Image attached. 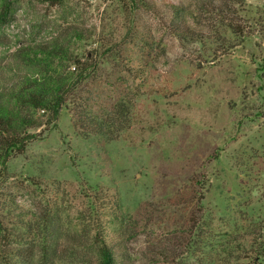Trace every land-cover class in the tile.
<instances>
[{"label": "rangeland", "instance_id": "1", "mask_svg": "<svg viewBox=\"0 0 264 264\" xmlns=\"http://www.w3.org/2000/svg\"><path fill=\"white\" fill-rule=\"evenodd\" d=\"M121 1L69 0L61 8L20 1L14 21L0 28V66L9 68L21 46L76 25L92 34L75 45L79 55L100 63L83 93L98 108L110 110L161 75L172 90L137 97L143 129L135 143L82 133L63 112L58 128L10 161L0 199H17L30 213L40 199L66 200L74 220L101 191L107 237L123 264H166L157 253L170 244L186 246L175 258L215 264L214 250L233 235L245 246L234 264H253L249 247H264L257 240L264 238V0H138L131 12ZM172 6L206 34L202 43L173 31ZM195 222L214 237H188Z\"/></svg>", "mask_w": 264, "mask_h": 264}, {"label": "trees", "instance_id": "2", "mask_svg": "<svg viewBox=\"0 0 264 264\" xmlns=\"http://www.w3.org/2000/svg\"><path fill=\"white\" fill-rule=\"evenodd\" d=\"M20 1L0 0V28L14 21L15 5ZM35 1L61 8L69 0ZM126 1L131 2L130 12L135 11L138 0ZM172 13L175 14L173 31L178 36L195 38L196 42L199 40L202 43L206 34L197 33L187 25L183 20L185 9L175 6ZM226 27L232 30L231 25ZM90 35L86 29L68 25L49 39L21 46L10 61L9 68L0 66V194H6L4 190L10 179V161L23 155L49 126L58 128L63 112L73 113L82 133L102 134L110 140L135 143L137 136L142 135L135 130L143 129L136 112L139 109L137 97L150 94L166 98L167 93L162 91L172 90V85L163 88L172 83L161 75L153 82L132 89L131 95L123 97L110 110L98 108L92 97L83 93L87 90L86 82L94 78L100 63L94 57L80 56L75 48ZM107 52L111 53L112 48ZM5 73L8 75L5 76ZM155 124H151L148 132L155 130ZM35 186L39 192L46 191L41 184L36 183ZM93 197L89 213L81 212L74 220L65 216L63 208L69 204L66 200L59 203L57 199H40L35 205L36 212L30 213L18 208L17 199H0V264H61L73 261L89 264L91 254L94 257L96 254L97 264H123L116 245L107 237L102 192ZM194 224L195 230L186 233L191 239L200 242L214 237L209 228L199 222ZM232 237L235 239L230 244L228 242L214 250L218 258L217 262L214 260L215 264L240 261L234 254L245 252L242 250L245 246L242 240L234 235ZM250 239L255 242L257 238ZM257 240L262 242L264 238ZM232 243L236 244L233 251H224V248H231ZM257 244L256 252L252 251V245L249 247V258L253 264H264V247L260 252L261 243ZM182 246L185 249L184 244H170L157 254L166 264H195L186 258H175V251ZM197 264L210 262H203L201 258Z\"/></svg>", "mask_w": 264, "mask_h": 264}]
</instances>
